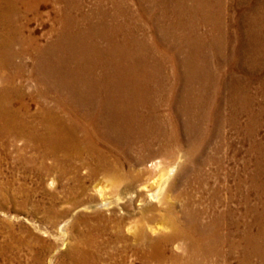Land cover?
<instances>
[{
  "label": "bare ground",
  "instance_id": "obj_1",
  "mask_svg": "<svg viewBox=\"0 0 264 264\" xmlns=\"http://www.w3.org/2000/svg\"><path fill=\"white\" fill-rule=\"evenodd\" d=\"M19 1L0 0L1 203L13 199L2 179L11 160L24 179L55 175L49 185L70 205L55 209L49 191L51 208L76 213L82 263L264 264V88L226 71L236 59L220 52L228 7H55L37 36L30 22L41 7ZM251 9L263 23L264 7ZM249 53L233 56L256 72L262 58ZM226 126L246 145L244 175L234 166L223 175ZM132 217L141 223L130 234Z\"/></svg>",
  "mask_w": 264,
  "mask_h": 264
},
{
  "label": "rangeland",
  "instance_id": "obj_2",
  "mask_svg": "<svg viewBox=\"0 0 264 264\" xmlns=\"http://www.w3.org/2000/svg\"><path fill=\"white\" fill-rule=\"evenodd\" d=\"M112 1L110 0H36V1L20 0L19 2H16L15 7H24V6L41 7L40 8L41 16L39 17L40 19L37 18L30 22L31 29L34 31L35 35L37 36L44 34L54 25L55 13L53 10H55V7H85V10H88L91 7L93 8L98 6L99 7H104V6L105 7H133V6L161 7L160 3L157 2L159 0H152L153 3L150 0H143V2L138 0H117V1L114 0L116 2V5L113 4ZM163 1L168 2L169 0H162L161 2ZM220 1L217 2L215 4L216 6L214 5V7H219V6L228 7V13H229L227 14L228 20L222 23L223 25L222 32L225 34L221 36L224 38H221L222 40L219 41L221 46L220 52L222 50L224 51L225 49V51L228 52V55H231L232 57L236 58L234 59L235 61L231 62L228 65V67H226V71L228 74L233 75L234 73L235 75H233L232 77L240 79L241 82L244 84L248 83V81L252 79V77L254 76L255 80L258 81H256L252 85V90L254 89L253 90L254 92L257 91L261 92V88L262 87L264 88V64H263L264 63V55H263L264 54V34H263L264 21L263 23H256L255 21H253L254 19L252 18L255 17L254 14L257 11L252 10L251 8L264 7L263 6L264 0L263 1L262 0L259 1L258 0H251V1L250 0H231V1L220 0ZM191 3L192 2H189L188 3L189 5L185 4V6L198 7L196 4L193 3L191 4ZM260 3L263 4L261 5ZM170 7H177V6L172 5ZM262 10L264 12V9ZM210 26H212V24ZM210 26L209 28H211ZM253 31L258 32L256 36L252 35ZM150 37L151 36H149V38ZM161 37H162L161 35H155L154 38L152 37L151 38L153 42L156 40L158 42H161L162 40ZM235 37L238 38L236 39ZM256 37L258 40L256 39ZM211 43H215V41L213 42L212 40ZM212 45L210 46L211 48L209 47L206 50L207 52L206 54L208 55L207 56L208 60L212 61L204 65V68H207L208 70L212 68L217 69L215 68L214 58H216V56L213 54L214 50ZM226 46H228V48H226ZM252 49L253 51H251ZM237 52L240 53L243 58H245L247 56V53L249 52L254 57L260 56L262 58V59L258 58L259 60L262 61V65L260 64L257 66L258 68H260L259 70H254L257 73L249 69L250 65L249 66L246 65L239 58L237 59V57L233 56ZM260 52H262L263 54H260ZM232 65H234L235 67H233ZM257 76L260 79L257 78ZM257 98L260 101H262L263 99L260 94L258 95ZM245 120L246 117L244 115L241 116V121L243 123ZM263 124L264 121L261 122L262 126H260L257 131L258 132L257 137L261 142H264ZM224 134L227 141L228 142L231 141L232 147L231 145L230 146L224 145L225 149L222 150V156L224 157L223 160L226 163L224 166L225 169L223 171V175L230 169L231 166L236 167L240 171L241 175H244L242 162L246 158L245 156L246 145L242 142V136L237 134L235 130L231 129L229 126H226L224 128ZM231 155L236 156L235 158L236 162L229 159ZM10 162L5 160L6 164L2 166L3 169H5L4 171L5 174L2 177L3 181L5 183L10 182V184H12V186H9L8 184L6 192L10 193L13 196V199H11V201H6V204L1 203L2 200H0V264H90L86 262L84 263L80 262L81 259L76 253L77 251L76 248H74L75 243L77 242V235L73 229V218L75 220L76 213L75 215H73L74 214L73 211L72 214L68 215L67 217L61 215L59 216L51 208L54 205V203H53V199L48 194L49 191L57 194L58 198L56 199L57 203L54 206L55 209L62 210L63 208L68 207L70 205L68 201H65L68 198L67 196H65L62 186L60 185L57 186L58 183H56L54 186L49 185V181H50L49 179L55 178L54 177L55 175L50 176L48 180H46L43 184H39L33 175L24 179L22 174H20L19 172L14 173L13 166ZM90 192L93 193V191ZM263 198H264V191H262V199ZM255 202L258 206H261L260 201H258L256 197L254 203ZM66 220H68L69 222L67 223L66 227L63 230H61V227L63 226V223ZM140 223L141 222L138 218L132 217L128 219L125 226V231L127 233L133 232L137 227V225ZM88 253H92V252L89 251ZM102 254L106 256L105 251H103ZM118 256L119 255H115V258L117 259ZM108 262L109 261L102 262L101 264H108Z\"/></svg>",
  "mask_w": 264,
  "mask_h": 264
}]
</instances>
